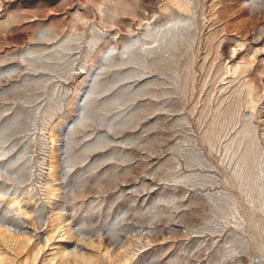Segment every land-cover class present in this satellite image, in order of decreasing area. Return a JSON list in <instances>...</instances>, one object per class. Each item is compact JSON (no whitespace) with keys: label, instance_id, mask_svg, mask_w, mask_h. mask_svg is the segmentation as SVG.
I'll return each mask as SVG.
<instances>
[{"label":"rangeland","instance_id":"1","mask_svg":"<svg viewBox=\"0 0 264 264\" xmlns=\"http://www.w3.org/2000/svg\"><path fill=\"white\" fill-rule=\"evenodd\" d=\"M53 217L128 264H264V0H0V226Z\"/></svg>","mask_w":264,"mask_h":264},{"label":"bare ground","instance_id":"2","mask_svg":"<svg viewBox=\"0 0 264 264\" xmlns=\"http://www.w3.org/2000/svg\"><path fill=\"white\" fill-rule=\"evenodd\" d=\"M159 219H161V216ZM26 223L27 227L24 228L35 231L32 218L26 220ZM83 229L93 236L89 239H78L69 228L64 226L61 218L53 217L51 224L44 231L46 238L44 244H39L35 243V237L32 233L19 235L0 226V243H5L8 248L13 245L14 255V259H9V251H0V264H31L32 262H38L40 259H42L41 264H123L128 261L126 252L129 247L115 250V247L113 248L115 244L112 243L111 238H106V235L101 234V231L105 229L104 225L100 232H94L90 226H84ZM72 243L74 248L70 250L69 247ZM24 251L28 252L25 261H18L19 256ZM6 253H8V256ZM153 260L154 262L148 264H160L159 259ZM129 262H131V259Z\"/></svg>","mask_w":264,"mask_h":264}]
</instances>
